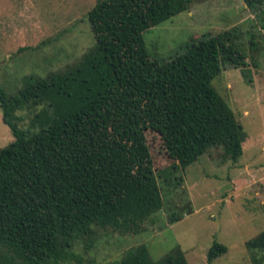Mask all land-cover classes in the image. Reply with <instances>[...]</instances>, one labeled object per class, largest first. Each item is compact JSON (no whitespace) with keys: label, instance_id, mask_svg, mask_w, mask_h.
Instances as JSON below:
<instances>
[{"label":"trees","instance_id":"trees-1","mask_svg":"<svg viewBox=\"0 0 264 264\" xmlns=\"http://www.w3.org/2000/svg\"><path fill=\"white\" fill-rule=\"evenodd\" d=\"M244 1L264 10V0ZM191 6L98 0L88 13L95 46L65 69L27 76L16 93L0 86L3 121L15 137L0 148V264L81 263L75 245L93 246L101 229L141 232L164 208L159 179L171 173L156 171L148 130L160 135L174 169L186 170L212 147L241 158L248 134L212 85L224 64L248 66L230 44L232 32L197 38L164 62L148 53L145 30ZM21 110H33L27 127ZM182 218L169 213L171 222ZM247 246L264 250V231ZM227 250L215 242L208 261ZM119 264L189 263L180 247L153 260L142 243Z\"/></svg>","mask_w":264,"mask_h":264},{"label":"rangeland","instance_id":"rangeland-1","mask_svg":"<svg viewBox=\"0 0 264 264\" xmlns=\"http://www.w3.org/2000/svg\"><path fill=\"white\" fill-rule=\"evenodd\" d=\"M97 2L0 0V86L16 93L27 76L65 69L95 46L88 13ZM226 31L232 32L230 44L245 53L248 66L224 64L212 85L248 134L243 155L233 160L222 146L212 147L186 170L174 169L160 135L148 130L156 171H171L159 179L164 208L139 233L101 229L93 246L77 243L74 250L82 264H119L129 248L142 243L153 260L180 247L189 264H254L255 258L264 263V250L247 246L264 231V10H252L244 0H192L189 10L145 30L144 38L150 58L164 62L193 40ZM24 46L28 49L19 51ZM244 70L250 71L248 77ZM32 112L19 111L22 127L29 126ZM14 140L0 108V148ZM171 212L183 218L171 222ZM215 242L228 250L209 262Z\"/></svg>","mask_w":264,"mask_h":264}]
</instances>
